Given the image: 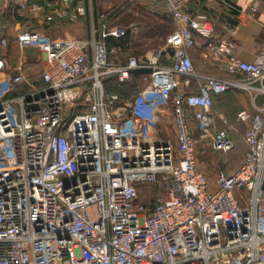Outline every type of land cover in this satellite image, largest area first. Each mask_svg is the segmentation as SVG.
I'll return each mask as SVG.
<instances>
[{
    "label": "built area",
    "instance_id": "1",
    "mask_svg": "<svg viewBox=\"0 0 264 264\" xmlns=\"http://www.w3.org/2000/svg\"><path fill=\"white\" fill-rule=\"evenodd\" d=\"M163 1L173 29L141 59L118 61V48L98 35L123 32L115 13L87 37L21 30L19 48L41 53L39 77L8 63L9 39L0 36V264H264V109L236 111L247 123L243 159L231 172L218 168L214 186L197 166L188 123L191 115L200 138L231 150L233 126L213 129L212 95L264 92V47L245 60L221 37L211 52L241 77L197 72L189 48L212 23L188 12L187 0ZM60 2L65 9L46 19L65 24L85 12L83 0ZM114 80L134 84L124 99ZM157 90L170 98L175 147L150 132L144 107Z\"/></svg>",
    "mask_w": 264,
    "mask_h": 264
},
{
    "label": "crops",
    "instance_id": "2",
    "mask_svg": "<svg viewBox=\"0 0 264 264\" xmlns=\"http://www.w3.org/2000/svg\"><path fill=\"white\" fill-rule=\"evenodd\" d=\"M23 1L29 0H0V36L4 35L9 39L8 63L21 65L25 74L39 77L42 56L36 57L32 47L19 48L15 39L21 30L31 28L46 38L87 37L91 34L92 25L111 15L113 9L124 0H83L85 12L65 24L59 21L63 17L57 15L52 20L46 19V14L65 9L60 0H39L48 4L37 11L21 8L20 3ZM252 5H255L256 9L252 10L250 8ZM184 8L192 15L208 18L213 26L209 36L194 32L196 42L189 48L194 69L205 74L241 77L239 72L227 70L225 56L213 55L210 47L219 38L225 37L233 44L238 57L252 60L264 47V0H187ZM123 11L121 15L111 18L112 24L123 30L121 34L104 35L102 32L98 34L104 39L108 35L131 36L130 41L123 47L110 44L118 48L114 54L118 61H125L129 55H135L132 42H139L145 47L144 56L154 44L162 45L165 36L173 29V18L163 0H129ZM131 23L138 25L136 31L131 29ZM162 60L166 61V58L163 57ZM135 77V83L143 85L139 73ZM262 82L264 83V79ZM252 83L258 85L260 80H252ZM26 87V83H19L17 89ZM242 108L252 111L257 108L264 109V92L230 87L212 95L213 129L233 126L230 133L234 145L227 152L217 151L208 139L200 138L194 118L191 115L188 117L192 135L196 139L197 166L207 174L212 186L218 168L231 172L243 159L245 151L243 131L247 123L235 120L236 111ZM238 190L237 196L244 193L242 189L236 191ZM244 201L242 198L241 202Z\"/></svg>",
    "mask_w": 264,
    "mask_h": 264
},
{
    "label": "rangeland",
    "instance_id": "3",
    "mask_svg": "<svg viewBox=\"0 0 264 264\" xmlns=\"http://www.w3.org/2000/svg\"><path fill=\"white\" fill-rule=\"evenodd\" d=\"M158 44H154L150 47H157ZM31 48V47H29ZM33 54L36 57L41 56V53L36 48H33ZM36 75V74H34ZM163 90L152 91L149 93L147 106L144 107L146 112V117L151 120L152 126L150 127V132L152 134V138L156 140H165L173 147L176 146V131L175 125L173 122V111L170 102L169 96ZM244 192V190H243ZM235 191V194H238ZM247 194V193H246Z\"/></svg>",
    "mask_w": 264,
    "mask_h": 264
},
{
    "label": "trees",
    "instance_id": "4",
    "mask_svg": "<svg viewBox=\"0 0 264 264\" xmlns=\"http://www.w3.org/2000/svg\"><path fill=\"white\" fill-rule=\"evenodd\" d=\"M127 4L128 1H123L122 3L118 4L111 12V13H115L113 16L117 17L121 15L122 12L124 13L123 10H125V6H127ZM130 39L131 36H129L128 34L123 35L121 37H115L111 35L105 37V40L108 45L113 43L115 45H120L122 47L125 46L126 43L130 41ZM131 46L134 47L133 51L135 55L141 59L145 47L141 46L139 42H132ZM132 85H133L132 82L117 83L115 80L111 82V88L118 91L120 93L121 98L126 97L131 92Z\"/></svg>",
    "mask_w": 264,
    "mask_h": 264
}]
</instances>
